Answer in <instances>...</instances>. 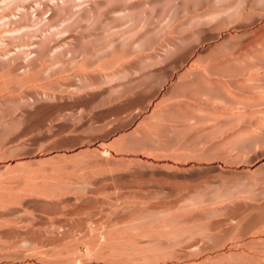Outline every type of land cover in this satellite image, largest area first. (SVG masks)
I'll return each instance as SVG.
<instances>
[{
    "label": "rangeland",
    "instance_id": "rangeland-1",
    "mask_svg": "<svg viewBox=\"0 0 264 264\" xmlns=\"http://www.w3.org/2000/svg\"><path fill=\"white\" fill-rule=\"evenodd\" d=\"M0 264H264V0H0Z\"/></svg>",
    "mask_w": 264,
    "mask_h": 264
},
{
    "label": "bare ground",
    "instance_id": "bare-ground-1",
    "mask_svg": "<svg viewBox=\"0 0 264 264\" xmlns=\"http://www.w3.org/2000/svg\"><path fill=\"white\" fill-rule=\"evenodd\" d=\"M5 21H6V20H5ZM5 21H4V22H5Z\"/></svg>",
    "mask_w": 264,
    "mask_h": 264
}]
</instances>
